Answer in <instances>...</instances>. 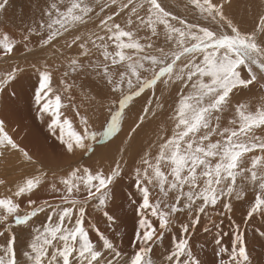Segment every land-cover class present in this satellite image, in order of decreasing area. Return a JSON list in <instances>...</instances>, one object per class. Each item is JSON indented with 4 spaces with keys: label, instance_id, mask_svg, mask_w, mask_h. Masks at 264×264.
Listing matches in <instances>:
<instances>
[{
    "label": "snow or ice",
    "instance_id": "obj_1",
    "mask_svg": "<svg viewBox=\"0 0 264 264\" xmlns=\"http://www.w3.org/2000/svg\"><path fill=\"white\" fill-rule=\"evenodd\" d=\"M8 4L9 0H0V10ZM185 7H191L196 19L179 15L162 0H51L38 26L22 37L29 52L34 35L41 50L53 48L63 55L62 48H75L78 53L66 58L61 88H53L54 73L47 64L37 68L34 101L38 118L48 117L47 129L55 142L50 145L53 159L56 147L66 156L93 152L92 142L116 134L130 102L147 90L151 96L129 136L142 127L149 113L155 115L154 108H164L162 97L156 95L161 85L178 84L179 93L170 135L162 129L155 156L145 152L135 168L134 186L140 198L132 201L137 222L130 251L118 249L87 219L89 206L103 209L106 205L110 186L121 175V162L114 161V167L105 171L77 160L58 173L21 147L0 119V154L14 151L22 164L31 167L0 194V228L6 230L0 233L6 237L0 245V264H154L153 246L180 215H186L188 223L180 224V234L172 237L161 264H202L187 234L210 207L222 204L231 211L224 198H245L246 186L251 185L254 198L247 216L264 217V98L254 106L233 104V97L244 90L258 85L264 91V14L252 30H242L226 14L231 0H187ZM121 17H126L125 23ZM90 22L95 30L80 34L79 27ZM161 36L163 45L158 44ZM61 39L65 43L57 48ZM17 47L18 41L7 31L0 33V57L10 58ZM18 71L19 66H10L0 76V88ZM86 71L102 80L115 97L99 133L92 130L90 117L81 112L83 102L76 103L72 85L66 82L70 72ZM64 108L72 112L71 117ZM227 115L231 118L225 124ZM238 179L245 187H238ZM156 188L159 194L153 196ZM42 189L47 198L36 195ZM38 215L45 220L33 226ZM104 215L108 221L115 219L107 210ZM13 225L30 229L23 261L16 251ZM216 244L219 264H247V242L239 231L229 246L222 239Z\"/></svg>",
    "mask_w": 264,
    "mask_h": 264
},
{
    "label": "rangeland",
    "instance_id": "obj_2",
    "mask_svg": "<svg viewBox=\"0 0 264 264\" xmlns=\"http://www.w3.org/2000/svg\"><path fill=\"white\" fill-rule=\"evenodd\" d=\"M167 1L171 3L174 8L180 6L184 9V11L182 9H179L181 11V16H185L188 19H196V17H193L191 14V7H185L187 1ZM233 1L235 0H231V7L226 8L225 11L226 14L230 18H232L238 26L245 25L246 23H249L250 25L253 23L255 26V24L258 22V16L261 14V12L262 14H264V2H261L260 0H258V2L254 5H249V3L236 4ZM50 2L51 0H9V4L7 5L6 10H0V28L4 26H13L14 28H18L21 22L27 24L29 22L30 17H33L32 21L37 22L40 15L37 12V14L35 13L37 16H34L32 10L35 9L36 6L48 5ZM244 6H248L249 8H245ZM252 6L254 10L251 9ZM44 8L46 7L39 9L41 10V14ZM27 9H29L30 13L25 12L27 11ZM98 10L99 9L97 8V11ZM248 11H250L251 13L249 14V17H251L250 20L249 18L248 20H246L240 17V13H245ZM93 20L95 21V17H93ZM26 21L28 22L26 23ZM120 22L125 23L126 17H121ZM88 30L94 31L95 23L90 22L86 26L79 27L80 34L86 33ZM140 35L143 36L144 33L141 32ZM32 37H34V35ZM158 44L163 45V36L160 37ZM75 54H73V56L71 57L78 56L77 52ZM60 67H58V69ZM73 78V87L78 88L80 93H88V95L86 94L87 98H85V100L87 103V109H89V113L86 112V114L90 117L92 130L99 133L103 130V126L105 125V119L108 116L107 109L111 106V101L115 97L108 91L107 88H105L104 82L98 79L95 74L90 71L80 72L78 75L75 74ZM11 81H9V83ZM6 86H4V88ZM2 89L3 88H0V91ZM178 93V84L175 86L169 85L167 87L161 85L157 89L156 95L162 97V102L165 105L164 108H154L155 115L149 113L147 118L143 121L142 127H140L138 131L135 132L132 136H129L128 133L139 122L138 116L142 112L148 97L151 96V90H147L146 93L141 95V97L134 98V100L130 102L129 106L126 108V111L122 116L121 128L118 133L114 134L112 137H109L108 139L100 143L93 141V152L88 153L87 155H82L81 152L78 151L75 156H70V163L79 160L81 163H86L93 167H103L105 171L109 170L110 167H114V161L118 160L121 162V175L117 177L110 186V196L106 205L103 209H98L89 206V208L87 209V219L93 224H95L101 231V227L106 224L107 227L106 225L105 227L108 229V231L106 232H110V235L105 232L104 234L112 240V242L116 245L118 249H121L123 251H130V240L132 237L129 239V236H133L134 228L137 222L135 206L132 203L133 200H139L140 198L134 186L135 168L138 166V163L145 152H150L153 156H155L158 150L157 143L159 141L160 135L162 134V129L167 130V134L170 135L171 128L173 127L170 117L172 115V109L175 107V101L177 99ZM262 98H264V91H262L257 85L252 87L251 90H244L243 92H240L235 95L233 97V104H235L236 102H247L248 104L254 106L258 102H260ZM84 113L85 112H83L82 114ZM101 118L103 121H101L100 123ZM230 118L231 116L227 115L226 119L224 120V123L226 124L227 120ZM96 122L100 124L97 125ZM32 127L35 131L34 134H39L41 136L39 126L36 125L35 122H33ZM36 137L39 138V140H42L40 137ZM25 138L30 139L31 136L26 135ZM142 144V148L144 149L141 151L139 150L138 152L136 148H138V146ZM95 148H99V151H96ZM121 149H124V151H121ZM4 155L7 156L5 160L6 165H9V167L12 166L15 159H17V156L11 153H4ZM61 165L62 167H64L67 164ZM62 167L58 166V170L60 172H62ZM21 172L23 174L27 173L28 169L26 170V172H13L12 176ZM124 172L127 177H122ZM125 177L126 179H124ZM125 180L128 183H126ZM237 185L238 187H245L239 179L237 180ZM2 186L4 187L1 188L3 189V191H1L0 189V194H3L8 188L6 185ZM158 194L159 189L156 188L153 191V196H156ZM169 195L170 197L172 196L171 193ZM244 196L245 198H242L240 200L235 199V197H225V202H230L232 205L231 211L223 209L222 204L219 207H210L208 209V213L206 215H202L200 222L194 228H190L189 233L187 234V239L190 242V246L193 250V253L202 261V264H219L220 257H218L216 254L218 249L216 240L222 239L223 241H231L232 236H234L237 231H239L244 236L247 242L248 260L251 259L255 262H251V264H264V249L263 252L258 251L256 253L259 255H256L254 253V250H257L258 247L264 248V217L259 214L251 218L247 216V210L251 201L254 198V192L251 185L246 186ZM121 199L123 201L127 200V202L120 204ZM111 206H117L118 209ZM123 207L125 209H122ZM112 208H115L114 212L111 211ZM105 210H107L110 215H113L115 217L113 222L107 220V217L104 215ZM240 214H242L241 220L237 221V217ZM99 216H102L103 219L105 218V224L102 223L101 218ZM116 219L117 221L118 219H126V223L123 224V222H120L121 225H118L115 223ZM44 220V215H38L36 218H34L32 222L33 226H40V224ZM181 223H188V217L186 215L178 216L176 218V221L170 227V229L165 233L166 236H164L163 238V240L165 241L163 242L162 240L161 242H158L161 245L157 243L153 246V252L151 256L152 260L154 261V264H161L164 256L167 254L171 247L172 237L174 235L180 234L179 226ZM100 224L102 225L100 226ZM116 230H118L117 234ZM13 231L17 236L16 251L18 257L21 259V261H23L22 254L25 249V244L30 239V229L23 226L13 225ZM4 232H6V230L4 228H0V233ZM91 235L93 241L97 242L95 233L91 232ZM5 239V236L0 235V245L5 243ZM155 250L157 253L154 252ZM251 252H253L254 254L251 255Z\"/></svg>",
    "mask_w": 264,
    "mask_h": 264
},
{
    "label": "bare ground",
    "instance_id": "obj_3",
    "mask_svg": "<svg viewBox=\"0 0 264 264\" xmlns=\"http://www.w3.org/2000/svg\"><path fill=\"white\" fill-rule=\"evenodd\" d=\"M260 1L264 2V0H260ZM233 2L236 4H239V3L248 4L249 3V5L251 4L254 5L258 2V0H235ZM162 3L164 4V6L172 9L174 12L180 15L181 11L177 7L174 8L173 5L169 3L167 0H162ZM263 6H264V3H263ZM43 7H47V5L36 6L35 9L32 10L33 11L32 13H34V16L37 14V12L40 15L39 19L38 20L36 19L37 22L32 21L33 17L32 18L30 17L29 22L26 21V23L28 22L27 24H24L21 22L18 28H14L13 26L12 27L4 26L0 28V33L7 31L10 36H12L14 39L18 41V47L16 48L15 53L10 56V58L5 59L3 57H0V76H2L5 72L9 71L10 66L12 67L19 66L20 68V71L16 73L15 78L5 88H3L0 91V119H3L5 121V130L8 132L9 135H11L17 141V143L21 145V147H24L27 150H29L35 157L39 158L46 165L56 168L59 173L60 171L58 170V166L62 167L61 164H67L64 167H62V170L66 169L68 165L70 164L71 158L70 156L61 154L58 147H56L55 149V153H56L55 159L52 158L53 148L50 147V145H53L55 142H54V138L51 137L47 129L48 117L47 115H45L44 119L38 118L37 114H38L39 106L34 101L35 89L38 86L37 68H40L43 65L47 64L54 73L53 83H52L53 88L54 89L61 88L62 86L59 84V80L62 78L63 71L65 70V66L67 62L66 58L73 56V54H75L77 51L75 48H73L71 51L67 50L66 48H62V46L65 43L63 39H61L56 45L57 48H62V51L64 53L63 55H61L59 52H55L53 48L45 47L43 50H41V47L39 44V38H37L36 36L34 37L30 36V39L28 42V49H30L31 51L29 52L28 50L24 48L22 37L24 35H28V29L30 27L38 26V21L41 19V16H42L41 10L39 9ZM244 7L249 8L248 6H244ZM251 9L254 10L253 6L251 7ZM25 12L30 13L29 9H27V11ZM249 14H251L250 11L245 12V13H240V17L246 20H248L249 18L250 20L251 17H249ZM25 17H26V14H25ZM248 24L249 23H246L245 25H240L239 27L242 30H252L254 28V24L253 23L251 25L250 24L248 25ZM33 65H35V67H33ZM58 67L63 68V69L59 68L60 70L57 71ZM75 74L76 73H71V72L69 73V76L66 78L67 85H72L70 92L76 96L77 98L76 103L80 105L81 102H83V107L81 108V112L89 113V109H87V103L85 100V98H87L86 94L88 95V93L86 94L85 92L80 93L78 88L75 87L76 88L75 89L73 87L74 85L72 84V79H74L73 76ZM64 103H67V101L65 100ZM62 111L65 114L69 115L70 117L72 116V112L68 108H64L62 109ZM101 121H103L102 118L100 119V123ZM33 122H35L36 125L39 126L41 136L39 134H34L35 131L33 130V127H32ZM96 123L97 125L100 124L98 122ZM26 135L31 136V138L30 139L25 138ZM36 136L40 137L42 140H39V138H37ZM142 147H143V144L139 145L138 148H136V150L139 152V150L141 151L144 149ZM95 150L99 151V148H95ZM8 153L14 154L15 156H17V159H15L12 166L9 167V165H6V162H5L7 156L4 155V153L0 154V180L5 181L4 185H6L7 187H10L13 185L14 182L18 181L22 175L29 173L31 171V167L29 166L28 168V165L22 164L16 152L12 151ZM27 169H28L27 173L23 174L21 172V173H18L12 176L13 172H19V171L26 172ZM123 176H126L125 172L123 173L122 177ZM126 177L124 179H126ZM126 183L128 182L126 181ZM2 187L4 186L0 185V189ZM1 191H3V189H1ZM36 195L40 197L41 199L47 198V191L45 189H42ZM125 202H127V200H124V201L122 199L120 200V204L125 203ZM111 207H115V206H111ZM115 208L118 209L117 206ZM115 208H112L111 211L114 212ZM122 209H125V208L123 207ZM241 215L242 214H240L237 217V221L241 220ZM99 217L101 218L102 223H104L105 218L103 219L102 216H99ZM125 220L126 219H118L117 221L116 219L115 223L118 225H121L120 222H123V224H125L126 223ZM101 225L102 224H100V226ZM105 225L102 226L101 229L103 232L107 233L106 231H108V229L106 228L107 225L106 227ZM109 233L107 234L110 235ZM117 233H118V230H116V234ZM131 237L132 236L130 235L129 239ZM164 241L165 240H163V242ZM223 242L225 246H228L230 244V241H223ZM263 249L264 248L258 247L257 250L256 249L254 250V253L256 254L258 251L263 252ZM154 252L157 253L156 250ZM254 253L251 252V255H253ZM256 255H259V254H256ZM251 262L255 263L254 261L250 259L248 260L247 264H251Z\"/></svg>",
    "mask_w": 264,
    "mask_h": 264
},
{
    "label": "crops",
    "instance_id": "obj_4",
    "mask_svg": "<svg viewBox=\"0 0 264 264\" xmlns=\"http://www.w3.org/2000/svg\"><path fill=\"white\" fill-rule=\"evenodd\" d=\"M177 8H178V9H182V10L184 11V9H183L182 7H180V6H178ZM191 11H192V12H191L192 16L195 17V14H194V12H193L192 9H191Z\"/></svg>",
    "mask_w": 264,
    "mask_h": 264
}]
</instances>
